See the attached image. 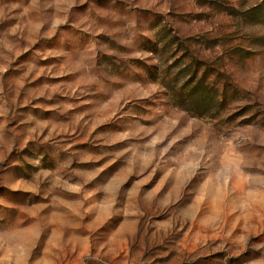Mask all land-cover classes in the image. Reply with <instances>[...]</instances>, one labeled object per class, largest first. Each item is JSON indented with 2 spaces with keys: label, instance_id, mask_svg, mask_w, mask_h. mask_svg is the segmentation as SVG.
I'll return each instance as SVG.
<instances>
[{
  "label": "rangeland",
  "instance_id": "374dc122",
  "mask_svg": "<svg viewBox=\"0 0 264 264\" xmlns=\"http://www.w3.org/2000/svg\"><path fill=\"white\" fill-rule=\"evenodd\" d=\"M0 264H264V0H0Z\"/></svg>",
  "mask_w": 264,
  "mask_h": 264
}]
</instances>
